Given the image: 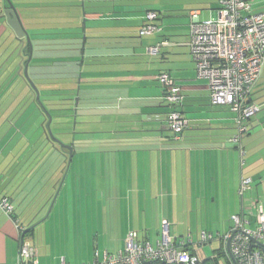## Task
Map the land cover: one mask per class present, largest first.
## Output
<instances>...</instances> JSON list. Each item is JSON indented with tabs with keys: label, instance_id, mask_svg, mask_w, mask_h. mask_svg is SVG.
<instances>
[{
	"label": "crops",
	"instance_id": "crops-1",
	"mask_svg": "<svg viewBox=\"0 0 264 264\" xmlns=\"http://www.w3.org/2000/svg\"><path fill=\"white\" fill-rule=\"evenodd\" d=\"M88 1L89 12L103 13L86 15L88 39H84L82 50H71L73 55L80 52L82 55L78 87L85 98L80 105L79 100L80 109L75 107V110L82 115V128L92 123L100 124V127L98 130L82 129L88 135L81 136L82 142L75 148V154L72 150V161L83 153L85 147L80 144L83 142H87L86 148L92 145V153H101L104 157L109 154L118 156L119 163L112 165L114 168L118 165L123 171L128 169L129 156L132 161V169L129 170L137 172L139 183L144 181L145 197L153 194L152 189L147 188L156 184L158 172L164 166L170 185L175 179L193 180L194 176L191 174L189 177L186 172L198 167L199 185L221 188L223 211L227 210L230 215L255 213L256 203L264 196V72L254 94L255 100L260 97L255 101L259 103L260 110L245 121L247 129L241 136V144L236 145L230 142V138L238 134L236 114L226 105L210 103L208 83L198 76L190 53L191 10L199 9L201 17L203 10H208L210 16L207 18L215 17L218 0ZM59 2L67 5L75 0ZM65 8L61 7L62 10ZM70 8V15L76 17L75 24L81 25V8ZM148 11L158 13L154 23L160 30L140 35L139 29L146 21ZM155 47L158 49L150 51ZM55 53L62 56L67 51L56 50ZM162 71L169 72L186 95L182 110L190 119V126L180 139L174 138L165 121L170 108L164 99V87L157 77ZM7 114L2 115L0 123ZM43 135L44 132H39L37 138ZM29 149L35 151L36 147ZM15 151L13 148L10 152L14 154ZM7 165L8 159L0 166V197L7 196L14 205V211L10 216L0 209V264H17L21 240L16 220L30 227L32 231L29 230L26 236L35 245L38 226L42 222L39 220L49 206H52L49 210L51 215L65 193L70 196L67 189L70 184L66 179L28 181L20 178L19 181H11ZM107 165H103V169ZM244 177L253 180L245 192L259 193V200L245 202V192L240 193ZM213 193L215 198L218 192ZM142 197V192H139L140 203ZM33 225L35 228L31 229ZM35 249V264H40L36 245Z\"/></svg>",
	"mask_w": 264,
	"mask_h": 264
},
{
	"label": "rangeland",
	"instance_id": "rangeland-1",
	"mask_svg": "<svg viewBox=\"0 0 264 264\" xmlns=\"http://www.w3.org/2000/svg\"><path fill=\"white\" fill-rule=\"evenodd\" d=\"M37 1L44 2L46 7L40 10L35 8L29 12L32 19L24 21L28 27H31L28 21H42L53 25L55 20L59 22L56 23L57 26H78V23L75 24L76 17L70 15V7L62 10L57 0ZM15 3L16 7L18 1ZM2 4L0 0L1 15ZM72 4L75 6L77 3ZM253 4L256 6L254 7ZM252 6L253 11H262L260 9H264V0H253ZM82 9L85 15L83 6ZM17 10L21 11L20 17H22L23 9L17 8ZM209 16V11L203 10L202 17ZM32 25L36 26L33 23ZM41 25L40 23L39 26ZM64 30L68 32L69 37L75 36L77 32V28ZM33 33H44V30H30L29 34L36 38ZM84 36L83 33L82 46L85 41ZM21 52L23 55L30 53L26 38L20 40L6 18L0 19V118L8 113L0 123V166L8 159L6 168L8 179L11 181H19L20 178L28 181L66 179L70 184L67 188L70 196L69 193L67 195L65 193L62 202L57 201L51 215L49 216V210L52 206H49L39 220L42 222L38 226L35 245L38 247L40 264H60L62 259H65L67 264L91 263L95 260L97 252L103 257L105 251L116 252L124 249L125 237L130 230H137L141 235H147L155 241L162 235L163 217L171 224L172 236L184 238L189 231L192 232L200 259L223 250V242L219 234L229 231L232 226V215L227 210L223 211L221 188L214 185L210 187L199 185L198 167H194L192 172L190 170L186 172L189 177L191 174L194 176L193 180L175 179L170 185L167 181L168 171L164 166L158 172L159 179L156 184L152 188H147L153 191L152 195H148L149 197L144 195L146 189L144 181L139 183L137 172L129 170L132 169L131 157L128 156L126 163L128 169L125 171L119 169L118 165L114 168L112 163H119L118 156L109 154L104 157L101 153H92L94 149L92 145L86 148L87 142H83L85 147L83 153L76 155L66 169H61L65 154L59 150V143H56L57 147L44 146L45 136L37 138L42 117L33 103L32 92L23 82L16 88L13 87L15 84H11L17 78L15 75L19 69L23 72L24 61L21 59ZM69 52L71 53V50ZM54 53L49 51V54ZM49 54L48 51L41 53L42 56ZM19 63L22 66L17 68L16 65ZM55 65L56 69H66L68 64ZM47 66L49 64H42L39 69L46 71ZM5 74L9 75L8 85L2 86L7 77ZM8 87L15 88L14 92H4ZM76 125L73 124L74 128L77 127L76 131L98 130L100 127V124L96 123L85 124L84 128L82 123ZM61 130L57 128L55 132L58 133V137L66 141L67 136L62 135ZM87 135L77 134V139ZM34 146L35 151L29 149ZM13 148H16V151L11 154ZM68 151L66 149L64 152L68 154ZM105 164H108L107 168L103 169ZM179 174L182 175V172ZM211 191L218 192L215 198V193L212 195ZM139 192L143 195L142 203L138 201ZM258 194L250 190L245 192V202L249 203L251 200L261 198L262 200L259 201L264 203L262 198L264 196ZM259 196L261 197L258 198ZM202 230L211 232L215 238L210 242L199 244ZM220 264H230V262L222 256Z\"/></svg>",
	"mask_w": 264,
	"mask_h": 264
},
{
	"label": "built area",
	"instance_id": "built-area-1",
	"mask_svg": "<svg viewBox=\"0 0 264 264\" xmlns=\"http://www.w3.org/2000/svg\"><path fill=\"white\" fill-rule=\"evenodd\" d=\"M253 0H218L215 17L202 18L199 9L189 15L190 53L196 64L198 76L207 81L212 105H226L235 114L238 134L230 142L240 145L245 132V121L254 116L260 105L251 100V93L264 72V10L253 11ZM156 11H148L146 21L139 29L140 35H150L160 30L154 23ZM158 48H151L150 51ZM169 105L165 116L167 127L180 139L190 126V119L183 112L186 95L173 76L162 71L158 74ZM244 177L240 193L252 183ZM256 212L237 213L231 216L232 226L221 235L223 251L230 264H264V203H256ZM0 209L12 215L14 205L7 196L0 197ZM251 215V216H250ZM20 232L17 264H35L36 249L28 239L27 227L16 220ZM171 224L162 220L161 236L152 241L137 230H130L125 237V248L116 252L105 251L103 257L88 264H203L191 231L181 238L171 235ZM199 244L212 241L215 236L202 230ZM60 264H67L62 259Z\"/></svg>",
	"mask_w": 264,
	"mask_h": 264
},
{
	"label": "trees",
	"instance_id": "trees-1",
	"mask_svg": "<svg viewBox=\"0 0 264 264\" xmlns=\"http://www.w3.org/2000/svg\"><path fill=\"white\" fill-rule=\"evenodd\" d=\"M14 5H16L15 1H18L17 7L16 8H22L23 9V15L21 17L22 22L27 30V33L29 34L30 30H44V33H33L36 38H33L30 34L31 41L28 42L27 40V45L29 51L31 50L30 45H33V57L32 60L29 63V75L31 79L35 82L37 85L39 91H40V100L37 99L36 97V92L33 90V88L28 84L26 79L24 78V66L27 63L29 53L26 55H23L21 52L22 56V61H24L23 64V72L19 71L15 75L17 78H15L11 84H15L13 87L19 86L21 82H23L28 90L32 92V99L33 103H35L39 114L42 117L41 120V125L39 128V132L45 134V141H44V146H50V147H57L58 140L61 138L58 137V133L55 132V129L59 128L61 130L62 135H66V141H63L65 144H72L73 149H74V154H75V148L77 147L79 142H82L79 138L77 139V134H86L87 131H76L77 127L74 128L73 124H79L81 123V114L79 111L77 112L75 110L76 107V96H77V90H78V79H79V72H80V65H81V52L78 55H73L68 51L70 50H82V35L83 33L85 34V39H88V25H87V18L86 15L95 13V14H100L103 13V11H94V12H89L87 3L89 2L88 0H75L77 4H75V7H81V13H82V2L84 3V11L85 15L82 13V19L85 18L84 20L85 25H83V21L81 25H78L76 27H71V26H57L56 23H59L55 20L53 25H49L47 22H30L31 27H28L26 25L27 21L26 19L30 20L32 19V15L30 16L29 12L32 11L35 8H38L40 10L41 8L44 9L46 7V4L44 2H34L32 0H11ZM106 0H96V2H105ZM110 1H115V0H110ZM57 3L62 7H74V4H67V5H61L59 0H57ZM31 9V10H30ZM20 16H21V11H18ZM24 16V17H23ZM0 19H5L4 16H0ZM33 24H36V26H33ZM42 24L39 26V24ZM69 28H77V32L75 36L69 37L67 36L68 32L64 29H69ZM84 28V30H83ZM53 29L54 31H49ZM46 30V31H45ZM21 40V39H20ZM85 40V41H86ZM56 50H66L67 53L61 55H58L56 53L54 54H49V51L55 52ZM47 52L49 55L42 56V52ZM20 60V62H22ZM66 63V64H65ZM42 64H49L47 66L46 71H42L39 69V66ZM55 64H62L63 66L67 65V68L63 69H56ZM52 65L53 68L51 67ZM17 68L18 66H22V64L16 65ZM74 68V69H73ZM16 69V68H15ZM46 72V73H45ZM13 74H10V76ZM9 76V75H8ZM8 76L4 80V85H8ZM12 88H6L4 92L8 91H13L14 89ZM256 87V86H255ZM22 89V86L20 87ZM82 90V89H81ZM80 90V92H81ZM254 94H255V88L253 89L251 93V100L256 101L260 97L254 99ZM80 97V104H82L83 100L85 98L82 97L81 93H79ZM11 100V99H10ZM14 100V99H13ZM3 101V100H2ZM257 103V102H256ZM259 104V103H258ZM80 109V106H78ZM51 118V122H50ZM76 125V126H77ZM75 130V131H74ZM74 132V133H73ZM75 134V136H72ZM81 145L84 143H80ZM59 145V144H58ZM58 148L61 149V151L65 154V158L63 159V164L62 168L67 167V165L70 164L72 159H70L69 154H66L64 151L67 148H64L63 146H58ZM3 197V196H2ZM30 227L27 228V232H29ZM32 231V230H30ZM224 256L228 261L229 259L226 257L224 251H216L214 255L206 257L202 259L203 264H220V260ZM230 262V261H229Z\"/></svg>",
	"mask_w": 264,
	"mask_h": 264
},
{
	"label": "water",
	"instance_id": "water-1",
	"mask_svg": "<svg viewBox=\"0 0 264 264\" xmlns=\"http://www.w3.org/2000/svg\"><path fill=\"white\" fill-rule=\"evenodd\" d=\"M8 2L9 8L7 10L4 11V16L9 24V26H11V28L13 29L14 33L16 34V36L19 39H23L26 38L28 40V42L31 41V38L29 36V34L27 33V30L22 22V19L20 17V14L17 10V8L15 7V5L13 4V2L11 0H6ZM84 25H85V21H84ZM86 36H84L85 39ZM30 53H29V57H28V61L24 66V78L26 79V81L28 82V84L33 88V90L36 92V97L38 100H40V91L37 87V85L35 84V82L31 79L28 69H29V63L32 60L33 57V45H30ZM81 74L79 75V80H80ZM79 89L80 87H78V91H77V97H76V109L78 107V103H79ZM50 122H51V118H50ZM58 143L60 146H63L64 148H67L69 150V156L70 159L72 157V150H73V146L72 144H65L64 142H62L61 140H58ZM35 225H33L31 227V229H34ZM145 264H149L148 262H146Z\"/></svg>",
	"mask_w": 264,
	"mask_h": 264
},
{
	"label": "flooded vegetation",
	"instance_id": "flooded-vegetation-1",
	"mask_svg": "<svg viewBox=\"0 0 264 264\" xmlns=\"http://www.w3.org/2000/svg\"><path fill=\"white\" fill-rule=\"evenodd\" d=\"M2 5H3V13H2V15L0 14V16H4L3 14H4V11L5 10H7L8 8H9V5H8V2L6 1V0H2ZM0 7H1V5H0ZM0 11H1V9H0ZM5 17V16H4Z\"/></svg>",
	"mask_w": 264,
	"mask_h": 264
}]
</instances>
